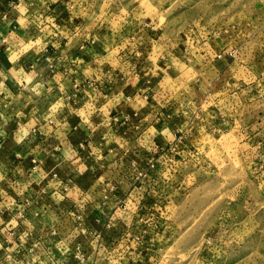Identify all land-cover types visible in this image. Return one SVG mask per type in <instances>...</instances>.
I'll return each mask as SVG.
<instances>
[{
  "label": "rangeland",
  "instance_id": "374dc122",
  "mask_svg": "<svg viewBox=\"0 0 264 264\" xmlns=\"http://www.w3.org/2000/svg\"><path fill=\"white\" fill-rule=\"evenodd\" d=\"M71 1L85 29L104 26L108 58L152 27L139 56L170 61L108 136L118 197L101 216L75 204L58 242L74 257L0 250V264H264V0Z\"/></svg>",
  "mask_w": 264,
  "mask_h": 264
},
{
  "label": "crops",
  "instance_id": "0c3cea01",
  "mask_svg": "<svg viewBox=\"0 0 264 264\" xmlns=\"http://www.w3.org/2000/svg\"><path fill=\"white\" fill-rule=\"evenodd\" d=\"M86 23L71 0H0V250L12 260L74 257L58 242L75 204L101 216L118 197L105 186L108 136L142 116L168 68L139 56L152 27L108 58L104 26Z\"/></svg>",
  "mask_w": 264,
  "mask_h": 264
},
{
  "label": "built area",
  "instance_id": "2783aa9c",
  "mask_svg": "<svg viewBox=\"0 0 264 264\" xmlns=\"http://www.w3.org/2000/svg\"><path fill=\"white\" fill-rule=\"evenodd\" d=\"M218 57H220V55H218Z\"/></svg>",
  "mask_w": 264,
  "mask_h": 264
}]
</instances>
